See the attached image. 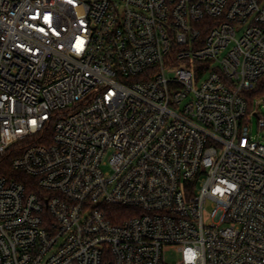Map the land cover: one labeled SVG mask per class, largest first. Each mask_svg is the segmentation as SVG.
I'll use <instances>...</instances> for the list:
<instances>
[{
    "label": "built area",
    "instance_id": "built-area-1",
    "mask_svg": "<svg viewBox=\"0 0 264 264\" xmlns=\"http://www.w3.org/2000/svg\"><path fill=\"white\" fill-rule=\"evenodd\" d=\"M263 78L264 0H0V264H264Z\"/></svg>",
    "mask_w": 264,
    "mask_h": 264
},
{
    "label": "trees",
    "instance_id": "trees-1",
    "mask_svg": "<svg viewBox=\"0 0 264 264\" xmlns=\"http://www.w3.org/2000/svg\"><path fill=\"white\" fill-rule=\"evenodd\" d=\"M249 94L250 103L258 98L264 97V78L256 84L255 88ZM12 159V155H6L4 158H2V160H0V176L17 180L24 184H29L30 179L28 177L12 169Z\"/></svg>",
    "mask_w": 264,
    "mask_h": 264
},
{
    "label": "rangeland",
    "instance_id": "rangeland-1",
    "mask_svg": "<svg viewBox=\"0 0 264 264\" xmlns=\"http://www.w3.org/2000/svg\"><path fill=\"white\" fill-rule=\"evenodd\" d=\"M260 100H261V101H259V103H261L260 107L262 108V114L264 115V101H263L264 98H261ZM253 122H254V125L252 127V130H253V135L255 136V140L264 142V131L261 133L258 131L257 119H253ZM167 257L169 258L170 262H172L178 258V256H176L174 254L173 255L169 254Z\"/></svg>",
    "mask_w": 264,
    "mask_h": 264
}]
</instances>
